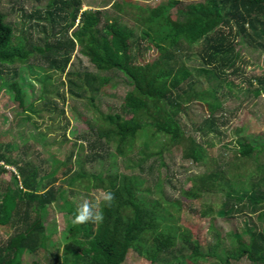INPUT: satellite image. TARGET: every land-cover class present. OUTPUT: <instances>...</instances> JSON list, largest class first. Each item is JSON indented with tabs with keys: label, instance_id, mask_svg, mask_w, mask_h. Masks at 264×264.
<instances>
[{
	"label": "trees",
	"instance_id": "1",
	"mask_svg": "<svg viewBox=\"0 0 264 264\" xmlns=\"http://www.w3.org/2000/svg\"><path fill=\"white\" fill-rule=\"evenodd\" d=\"M46 2L43 11L30 16L28 34L18 38L0 14L3 87L8 84L3 76L5 67L34 66L43 73L42 93L37 100L31 93L34 88L19 79L18 70L13 74L9 87L19 104L17 115L26 122L32 116L39 118L41 105L64 114V109L58 108L61 100L66 101L56 88L58 76L66 78V84L61 85H66L73 98L88 101L91 106L113 78L130 90L121 113L93 115L89 136L80 138L83 144L79 151L67 160L76 169L72 167L63 174L60 190L55 187L56 174L66 164L54 159L53 164L60 168L44 177L41 164L23 158L15 144L0 141V231L8 233L6 241L0 237V264H24L26 254L39 256L44 251L55 258L49 264H124L130 250L151 264H189L204 258L198 243L191 244L186 235L177 237L168 228L162 205L174 199L167 197L162 167H166V153L183 146L186 161L207 164V148L188 136L179 117L198 103L208 112L203 125L196 126L198 136L206 139L211 134L221 135L227 121L219 93L223 89L232 93V85L224 86L225 81L230 75L241 76L239 62L244 59L238 48L246 46L264 53V0H168L155 8L121 1L113 6L118 15L105 20L103 11L82 12L81 0ZM122 7L134 11L135 28L122 20ZM137 31L140 35L136 37ZM150 48L159 53L153 62L147 61ZM77 52L88 59L96 74L76 76L69 72ZM194 54L200 58V68L192 70L188 63ZM249 91L255 98L263 96L264 76L249 80ZM64 141H68L66 135ZM233 142L234 160L225 184H219L226 190L225 201L218 211L206 206L201 217L242 216V229L228 237L230 258L236 261L246 257L253 264H264V178L259 180L252 174L248 179L249 173L238 172L245 163L252 170L256 167L255 171H262L264 144L256 139ZM110 148L122 157L139 148L134 154L136 160L127 159L132 174L87 172V164L107 158ZM1 163L16 167L18 174H12L9 182L1 177L7 172ZM219 174L206 170L194 177L193 189L183 196L202 201V194ZM67 187L70 193L110 190L115 199L111 206L101 203L103 222L70 225V241L61 255L56 246L54 252L50 251L54 242L46 232L44 216L53 204L62 201L73 220L77 208L67 196ZM189 255L191 258H187Z\"/></svg>",
	"mask_w": 264,
	"mask_h": 264
},
{
	"label": "rangeland",
	"instance_id": "2",
	"mask_svg": "<svg viewBox=\"0 0 264 264\" xmlns=\"http://www.w3.org/2000/svg\"><path fill=\"white\" fill-rule=\"evenodd\" d=\"M82 12L86 11H103L104 20L118 15L115 4H122L121 1L142 6L145 8H155L160 4L168 2V0H81ZM47 2L46 0H0V14L4 16L5 23L9 24L13 31L14 37L18 38L25 36L29 32L30 16L35 11H43ZM124 17L122 20L130 25V28H135L134 11L127 7H122ZM173 19L176 18V10L172 12ZM78 26V23L77 25ZM72 33V32H71ZM140 35V31L136 32V37ZM40 36H38L39 39ZM150 46V45H149ZM151 49V48H150ZM243 56V62L239 65L242 68L241 76L234 77L230 75L224 86L230 83L232 85V93L227 89L220 91L219 95L224 102V113L226 118V127H221V135L211 134V137L203 139L198 136L196 126L203 125L208 112H204L201 105L196 103L192 105L184 114H181L179 121L189 137H194L199 144L207 148L209 160L207 164H193L183 158V146L171 150L165 155L166 167H162V177L164 189L168 194V198L173 196L174 202L164 203L162 205L163 214L167 220L168 228L170 227L177 237L186 235L189 243L199 244L201 253L204 258L194 261L195 264H227L230 259V264H253L246 257L240 260L230 258V243L228 237L234 232L241 230L243 227L242 216L238 217H219L214 215L208 219L201 217V211L207 209L206 206H212L216 211L225 201L226 190L221 189L219 184H225L228 176L230 163L234 160V151L231 143L237 140H246L250 142L254 139L258 143L264 144V95L260 98H255L249 91V80L258 76H264V53L260 49H248V47L238 48ZM79 51V49L77 50ZM196 52H199L197 48ZM159 53L152 48L148 51L147 61L153 62L158 59ZM44 64V62H42ZM200 58L198 54H194L188 67L192 70L200 68ZM18 70V71H17ZM4 78L7 85L3 87V82L0 80V141L4 144H15V148L20 150L23 158L31 161H36L41 164V174L46 177L54 171H58L60 165L53 164L54 159L62 162L63 165L56 174L58 178L55 187H62L64 181L63 174L70 168L76 169L72 164L67 163L71 153L79 151L82 141L80 138L89 136L90 127L93 124L91 118L93 115H107L109 112H122L126 95L130 90L120 79L113 78L109 86L102 89L99 97L96 98L94 106H91L88 101H80L73 98L66 85L62 87L61 83L66 84L65 77L58 76L57 87L64 96L66 101L61 100L58 108L64 109V114L55 111V107L47 108L43 105L39 106V118L33 117L30 121H23L17 115L19 104L15 102L14 93L10 89L13 74L17 71L21 82L30 84L34 91L33 100H37L41 96V88L43 87V73L31 66V69H26L17 64L15 67L4 68ZM69 72L74 75L88 72L96 74L97 71L89 63L88 59L83 58L77 52L72 60ZM232 74V71H229ZM199 80V78H197ZM22 84V83H20ZM29 92V85L26 86ZM203 88H206L204 84ZM53 89H51L52 91ZM97 109L100 112H97ZM129 118V117H128ZM235 133L237 136H234ZM66 135L68 141H64ZM234 143V142H233ZM86 147V144H84ZM139 148L134 150V153L127 152V156L122 157L115 155L113 148H110V154L107 158H101L100 162L87 164L88 173H103L106 175L108 170L118 171L119 173L132 174L127 168V159H135V153ZM152 151H158L153 148ZM264 163V154L260 159ZM229 163V166L227 165ZM7 172L1 174V177L6 181L11 180L12 174H18L16 167L13 165H4ZM249 167V169H248ZM247 168V169H246ZM250 164L245 163L242 170L238 171L243 174L249 173L247 178L250 179L254 174L255 178H264V167L262 171L252 170ZM206 170L211 172L218 171L222 174L217 175L215 182L209 190H205L202 194V201L189 199L183 196V193L193 189L194 177L204 173ZM234 172L238 173L236 170ZM225 174V175H224ZM61 179V180H60ZM246 179L245 181H249ZM259 179V180H260ZM152 185V184H151ZM264 188V186H263ZM67 196L77 206L82 203L84 198L95 200L100 197L101 191H91L87 194L84 192L70 193L67 187ZM154 197V196H153ZM245 215L249 211L244 209ZM45 225L48 235H52L54 247L50 251H60L63 255L64 245L70 241L68 236V228L73 222L71 216L67 213L66 207L62 201H58L52 205L49 210L45 211ZM256 221V216H254ZM0 237L6 241L8 233L4 230L0 231ZM191 244H187L190 246ZM56 246V247H55ZM191 247V246H190ZM191 249L187 252L190 254ZM191 255L187 258H191ZM54 257L50 252L44 251L39 256L28 255L24 256V264H49L54 261ZM189 261V264H194ZM124 264H151L146 259L140 257L135 251L130 250L127 254ZM161 264V263H160ZM164 264V263H162ZM260 264V263H258Z\"/></svg>",
	"mask_w": 264,
	"mask_h": 264
},
{
	"label": "clouds",
	"instance_id": "3",
	"mask_svg": "<svg viewBox=\"0 0 264 264\" xmlns=\"http://www.w3.org/2000/svg\"><path fill=\"white\" fill-rule=\"evenodd\" d=\"M114 199L115 194L110 190H101L100 197L95 200L84 198L82 203L77 206L72 222L77 225L103 222L104 214L100 205L103 202L111 206Z\"/></svg>",
	"mask_w": 264,
	"mask_h": 264
}]
</instances>
